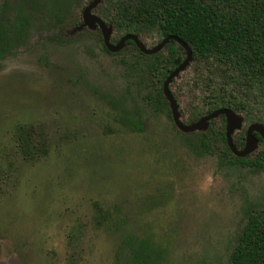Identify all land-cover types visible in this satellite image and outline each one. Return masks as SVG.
<instances>
[{
	"label": "rangeland",
	"instance_id": "1",
	"mask_svg": "<svg viewBox=\"0 0 264 264\" xmlns=\"http://www.w3.org/2000/svg\"><path fill=\"white\" fill-rule=\"evenodd\" d=\"M89 1L0 0V30L27 19L0 57V264H232L247 215L264 210V170L221 159L217 141L197 149L150 102L157 82L131 45L106 52L80 29ZM194 76L171 83L181 110L198 101Z\"/></svg>",
	"mask_w": 264,
	"mask_h": 264
},
{
	"label": "trees",
	"instance_id": "2",
	"mask_svg": "<svg viewBox=\"0 0 264 264\" xmlns=\"http://www.w3.org/2000/svg\"><path fill=\"white\" fill-rule=\"evenodd\" d=\"M96 10L114 36L112 43L125 33L139 37L154 30L160 36L158 42L174 35L188 44L192 52L188 67H192L200 94L197 103L190 105L187 111L181 110L178 104L180 117L186 123L218 108L230 109L241 120V126L232 132L237 149L244 143V124H264V0H101L92 12ZM26 21V15L20 11L6 30H0V57L9 51L10 37L13 42L22 38ZM95 33L104 51L109 52L96 25ZM125 44L131 45L143 61L144 73L157 82L150 102L171 118L162 83L175 68V60L184 58V49L169 40L158 52L144 54L132 40H126ZM171 93L177 100L173 90ZM219 118L220 127L210 126L214 120L211 119L206 130L183 135L195 139V147L200 151H208L211 142H220L221 159L256 171L264 170V149L254 158L231 153L224 134V115ZM132 127L142 128L139 122ZM15 135L20 151L32 154L36 146L31 141L30 130L19 127ZM254 136L263 142L258 133ZM230 261L232 264H264V210L247 215Z\"/></svg>",
	"mask_w": 264,
	"mask_h": 264
},
{
	"label": "water",
	"instance_id": "3",
	"mask_svg": "<svg viewBox=\"0 0 264 264\" xmlns=\"http://www.w3.org/2000/svg\"><path fill=\"white\" fill-rule=\"evenodd\" d=\"M101 0H91L82 10V19L83 24L85 26H90L95 29V25L99 28L101 38L103 41V45L109 52H116L119 50L126 42V40L130 39L134 42L136 47L139 49L140 52L144 54H153L161 50L169 40L176 41L181 47L184 49L185 56L182 60L176 59L175 60V68L170 71L167 77L164 79L162 83V93L165 99L168 101L171 118L175 126L182 132H191L194 130H206L211 119L219 115H224L225 118V139L227 146L229 147L231 153L238 157H245L253 148L254 144L256 143L257 139L254 136V132L258 133L263 142H264V124L254 122L250 123L246 128L244 144L240 149H237L233 145V137L232 132L234 129L239 128L241 126V120H239L236 115L228 108H218L215 110L210 111L207 114H204L198 120L192 123H186L181 117L178 110V103L177 100L173 97L171 90H170V83L171 80L176 77L182 70L188 67L192 59V52L190 47L186 42L180 39L177 36L171 35L162 38L156 45L152 47H147L138 36L132 33H125L122 37L116 42L112 43L110 41L111 30L108 29L106 24L104 23L103 19L92 12V9L95 8ZM81 27V26H80Z\"/></svg>",
	"mask_w": 264,
	"mask_h": 264
},
{
	"label": "flooded vegetation",
	"instance_id": "4",
	"mask_svg": "<svg viewBox=\"0 0 264 264\" xmlns=\"http://www.w3.org/2000/svg\"><path fill=\"white\" fill-rule=\"evenodd\" d=\"M248 125H249V124H248ZM248 125H247V126H248ZM247 126L245 127V133H246V128H247ZM254 133H256V132H254ZM254 133H253V134H254ZM244 139H245V137H244ZM257 141L260 142L259 140H257ZM262 141H263V140H262ZM261 143L264 144V142H261ZM243 144H244V143H243Z\"/></svg>",
	"mask_w": 264,
	"mask_h": 264
}]
</instances>
